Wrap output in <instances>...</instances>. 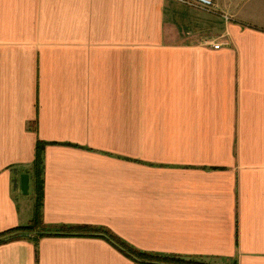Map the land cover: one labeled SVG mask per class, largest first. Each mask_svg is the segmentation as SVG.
Instances as JSON below:
<instances>
[{
    "label": "crops",
    "instance_id": "1",
    "mask_svg": "<svg viewBox=\"0 0 264 264\" xmlns=\"http://www.w3.org/2000/svg\"><path fill=\"white\" fill-rule=\"evenodd\" d=\"M214 2L0 0V232L34 218L38 140L43 222L71 227L0 264H150L81 226L264 264V0Z\"/></svg>",
    "mask_w": 264,
    "mask_h": 264
},
{
    "label": "trees",
    "instance_id": "2",
    "mask_svg": "<svg viewBox=\"0 0 264 264\" xmlns=\"http://www.w3.org/2000/svg\"><path fill=\"white\" fill-rule=\"evenodd\" d=\"M44 142H37V159H36V175H37V198L35 205L34 218L32 222L26 225L16 226L14 228L0 232V244L7 243L19 239H32L38 242L40 238L46 236H57L70 234V226L66 225H51L43 222L42 205H43V189L41 180V154ZM82 231H89L95 236H101L110 242L112 245L119 248L127 256L131 257L136 262H144L150 264H215L206 262L200 256H183L177 254H160L139 250L128 244L121 237L105 227L97 226H81Z\"/></svg>",
    "mask_w": 264,
    "mask_h": 264
},
{
    "label": "built area",
    "instance_id": "3",
    "mask_svg": "<svg viewBox=\"0 0 264 264\" xmlns=\"http://www.w3.org/2000/svg\"><path fill=\"white\" fill-rule=\"evenodd\" d=\"M189 5L197 6L199 8L206 9L208 11H212L216 9V4L214 0H180ZM225 19L229 20L230 16L228 14H224ZM212 46L214 48H219L221 46V42L212 41Z\"/></svg>",
    "mask_w": 264,
    "mask_h": 264
},
{
    "label": "water",
    "instance_id": "4",
    "mask_svg": "<svg viewBox=\"0 0 264 264\" xmlns=\"http://www.w3.org/2000/svg\"><path fill=\"white\" fill-rule=\"evenodd\" d=\"M21 185H22L23 192L27 193V191H28V174H22L21 175Z\"/></svg>",
    "mask_w": 264,
    "mask_h": 264
}]
</instances>
